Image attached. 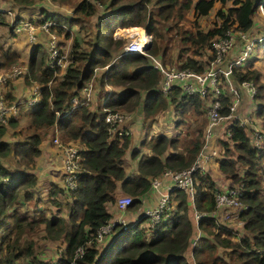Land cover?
I'll list each match as a JSON object with an SVG mask.
<instances>
[{
  "label": "trees",
  "instance_id": "1",
  "mask_svg": "<svg viewBox=\"0 0 264 264\" xmlns=\"http://www.w3.org/2000/svg\"><path fill=\"white\" fill-rule=\"evenodd\" d=\"M13 1L19 6L36 3L35 0ZM53 1L70 4L73 0ZM216 5L212 27L203 29L200 19L209 15ZM72 6V13L66 18L43 12V22H54L49 27L51 32L71 37L69 29L74 26L79 28L78 32H84V40L81 34L73 37L72 62L61 77L55 75L58 67L46 65V53L40 45L32 49L27 62L19 61V55L11 48L0 50V70H7L13 64L25 65L28 72L21 75L25 84L36 83L41 89L39 102L28 114L26 126L14 132L22 135L27 131L22 139L4 140L6 126L18 125L16 117L11 115L5 122L0 121V264H189L185 250L192 221L186 194L180 188L171 193L173 207L154 230L147 232L140 226L146 220L142 218L106 248L102 249L96 240L97 229L112 216L108 207L120 193L133 198L129 208L135 209L141 203L140 197L150 191L152 177L165 170L181 171L193 165L203 147L206 111L212 101L210 95L185 96L178 86H173L167 96L162 94L161 76L152 68L148 57L123 54L124 42L113 41L111 32L116 26L120 30L143 27L152 36L150 54L158 55L167 66L201 72L211 59L210 41L227 29H252L256 12L259 8L264 11V0H77ZM100 6L103 13L98 11ZM185 21L190 26L186 27ZM6 23L0 10V25ZM173 39L180 44L175 55L168 52V43ZM40 51L43 53L39 54ZM97 69L102 71L96 72ZM260 77L261 71L249 65V61L231 74L235 84L254 82L258 99L264 97ZM14 79L7 80V92L2 90L8 104L15 101ZM91 79L96 80L97 89L104 96L103 104L99 101L94 108L87 105L72 108V96L78 95L81 86ZM218 100L219 114L226 117L230 112V97L222 93ZM168 104L179 117L175 126L186 125L185 135L182 136L180 129L174 137L165 133L151 137L146 142L149 154L134 149L131 134L122 137L110 134L102 110V106L125 112L141 109L147 122V135L155 117ZM263 108L259 109V116ZM54 126L59 129L61 140L77 142L81 147L77 188L69 191L62 185L51 184L49 190L55 210L61 202L54 194L58 192L66 199L65 217L53 213L50 207L48 210L53 211L46 214L45 207L39 206L45 201L35 191L36 158L41 153L43 139ZM217 142L222 150L218 171L233 183H243L240 201L244 208L239 215L243 225L238 232L211 217L201 218L202 236L193 250L194 258L197 264H264V142L256 147L245 126L237 120L227 123L223 137ZM130 164L134 168L129 173ZM238 168L244 169L241 176ZM192 176L195 209L212 212L215 193L219 190L215 179L199 169ZM26 202L32 209H21ZM41 226L47 240L62 244V252L51 261L34 259L36 242L31 235ZM78 249H82L80 257Z\"/></svg>",
  "mask_w": 264,
  "mask_h": 264
},
{
  "label": "built area",
  "instance_id": "2",
  "mask_svg": "<svg viewBox=\"0 0 264 264\" xmlns=\"http://www.w3.org/2000/svg\"><path fill=\"white\" fill-rule=\"evenodd\" d=\"M52 21H45L42 23L41 28L49 30L53 25ZM134 28H137L134 26ZM27 29L30 38L35 39L34 25L29 21L22 20L16 24V30ZM133 29V28H130ZM114 37L125 39L123 46V54H142L148 57L152 68L156 69L160 76L159 91L165 96L173 86H178L180 91L185 96L194 94L210 95L212 98L209 104L206 117V138L203 141V147L198 154L195 162L190 168L181 171L165 170L160 175L151 180V187L157 188L160 184V177L166 176L172 179L171 186H168L164 191L158 192V198L154 206L144 209L143 218L145 222L143 226L147 232L154 230L157 224L161 221L162 217L173 207V199L171 193L175 189H182L187 197L188 204L191 205L193 210L192 224L193 230L189 238L187 248L185 250V257L189 264H197L194 258L193 250L197 246L201 238V229L199 228V221L204 217H211L223 226L229 222H235L239 219V215L244 208V204L240 201L243 183H236L228 185L224 190H218L215 193V209L210 213L200 212L195 209L193 203L194 195V180L193 172L197 169L203 170L202 161L207 160L209 157L205 152L207 147V139L210 135V129L222 121L225 116L219 114L220 102L218 100L221 88L225 81L231 80V74L234 69L242 68L251 59L252 53L255 49L256 42L260 38H251L247 31L240 29H227L222 36L213 38L210 41V54L211 59L205 65L204 70L201 72H194L189 69H178L175 66H167L163 63L158 55L150 54L147 45L150 44L152 36L145 32L142 28L141 34L135 31L123 32L120 28L114 30ZM239 45V47H238ZM72 62L70 52L68 54L62 51L58 44L52 39L49 42L46 64L50 68L63 67L66 68ZM28 72L27 67L22 64H13L7 70H0V121L5 122V119L10 115H15L19 112L16 103L8 104L3 97V88L10 78H16ZM250 98L255 97L256 88L252 82L243 81L240 83ZM230 93L235 96V101L230 104V112L226 118L237 120L242 126H246L248 120L242 118L236 113L238 91L234 87L229 88ZM35 96L28 100L26 105L35 106L39 102V90L37 87L34 89ZM93 92V80L84 83L78 95L72 96L70 102L72 108L80 105H88ZM105 111L104 120L108 124V131L110 134H117L122 137L130 134L127 122L130 120L129 112L120 110H111L102 106ZM227 135L229 134L226 132ZM253 144L256 147H261L262 136L258 131L253 132ZM61 152V176L62 186L69 191H74L77 188V178L80 171L81 161V147L77 142H63L59 137L53 138ZM205 151V152H204ZM133 198L130 195H120L115 200V205L119 213L127 211L129 205L132 203ZM141 201V200H140ZM191 215V214H190ZM139 218L133 223L128 221L121 215L111 216L103 225H101L96 232V240L98 243H103L108 236H121L126 230L134 225H137ZM241 223V221H238ZM131 224V225H130ZM228 225V224H227ZM235 230V229H234ZM82 249H78L77 256L80 257Z\"/></svg>",
  "mask_w": 264,
  "mask_h": 264
},
{
  "label": "crops",
  "instance_id": "3",
  "mask_svg": "<svg viewBox=\"0 0 264 264\" xmlns=\"http://www.w3.org/2000/svg\"><path fill=\"white\" fill-rule=\"evenodd\" d=\"M35 4L32 6H19V5L13 4L15 7H17V9H16L17 12L14 14L12 11H6L5 12L4 9H0V10H2V14H3V16L7 22L5 25H0V41L6 43L5 46H4V44L0 43V50L1 49L6 50L8 48H11L14 52H16L19 55V59H18L19 61H25L29 58L32 49L36 45H40L41 47H43L44 52L47 54L49 42L52 39H54L55 42L60 46V48L63 46L64 47L70 46V50L69 51L67 50L68 52H70L72 42H73L72 36L66 37L65 33H61L62 36L59 37V35L56 33L42 29L41 28V22H43V20H42L43 16H44L43 12L46 11V13H48L50 15L66 18V17L71 15V14L69 15L67 13H69V12L72 13L73 6H72V8H70L68 6L69 4L59 3V2L53 1V0L51 1V4L50 3L46 4L49 7L48 6H39L40 4H37V5H35ZM31 7L33 9H31ZM258 10H261V9L259 8ZM261 11H263V10H261ZM262 15L264 17L263 13H262ZM20 20H28V21L30 20L32 22V24L34 25V31L33 32L36 36L34 40H32L30 38L29 31L27 29H21L19 31L16 30V23ZM59 24L61 25V23H59ZM117 27H119V26L114 27L112 29L111 33H114V30ZM138 27H140V26H138ZM71 28L72 29L74 28L78 32V28H76V26L71 27ZM70 29H69V31H70ZM247 32H248V35L252 38L251 29L248 30ZM259 38H260V40L264 39V35L259 36ZM60 43L63 46H61ZM263 43H264V40H263V42H261V41L258 42V45L259 44L262 45ZM238 47H239V45H238ZM256 49L257 48L255 46L254 51H256ZM40 53H43V51H40L39 54ZM46 54H45V57H46ZM254 54H255V52L252 54V57L254 56ZM26 56H27V58L25 59ZM64 71H65V69L61 68L58 77H61L63 75ZM101 71H102V69L96 70V72H101ZM13 84H14L13 94L15 97L14 103H16L17 105H18L17 101H20V100H17V97L21 96L22 93H25L22 100H24L25 104H27L28 100L31 99L36 94L34 91L35 87L38 88L39 96H40V90H41L40 86L37 85L36 83H34V84H32V86L29 87L28 85L25 84L23 77H21V76L16 77L14 79ZM224 84L227 85L228 88L234 87L238 91L236 113H237V110L240 107L241 102H242V99H241L242 92H245L246 97L251 99V101H253V99L247 95L246 91L243 88H241L240 84H235L232 80L225 81ZM107 89H111V88L108 87ZM230 95H233V94L230 93ZM234 99H235V96H233L232 102L235 101ZM103 100H104L103 94H100L98 89L94 90V81H93V92H92L91 99H90L87 106H89L90 108H94L95 106H97V103L99 104V101H102L101 103L103 104ZM168 106H169V104H168ZM170 108L173 110L172 105L170 106ZM18 113L15 114L14 116H17ZM172 113H174V112H172ZM129 114H130V120L127 122V126H128V124H130V126H128V127H129L130 134L133 137V139L138 133H140V131L138 129L136 131H134L131 124H134L136 126L142 125V129L146 134L147 124H145L146 122L144 120H143L144 122H142L140 120L141 118L143 119L141 109L134 110L131 113L129 112ZM242 118H246L248 120L246 125H248L249 122L251 121V119L249 117H242ZM206 119H207V117H206ZM230 120H234V119L225 117L222 121H220L218 124H216L215 126H213L210 129V135L207 139V147H206L207 152L204 151L209 157L207 158V160L202 161V165H203L202 171L208 172L215 179L216 185H217L219 190H224L228 185H230L229 180L225 179L223 177V175L218 171V168H217V161L221 157L218 155L219 146H218L217 140L219 138L223 137V134L227 129V123ZM222 122H224V123H222ZM220 123H221V125H223L222 128L218 127V125ZM254 131H258V130H254ZM59 134H60V131L57 128V126L52 127V129L49 131V133L43 139L41 146H40L41 153L36 158V167L34 169V172L37 176V183L35 186V191L39 197H41L42 199H45V200L50 197L49 196V190H50L51 184H57L59 186L62 185V183L58 179H54V176L57 178L58 174L61 175V162H62L61 161V152H60L58 146L56 144H54V142H53L54 137H60ZM165 134H166V132H165ZM148 135H149V133L147 134V136ZM206 136L207 135H206V129H205L204 140H205ZM262 142H264V136H262ZM134 149H137V148L135 147ZM150 152L151 151L147 149L146 152H144V153L149 154ZM130 166H131V169L128 170L129 173L131 171H133L134 164H130ZM153 178L154 177H152V179ZM45 181H46V183H45ZM171 184H172V179L170 177L161 176L160 177V184L158 185V187L157 188L151 187L150 191H148L144 195H142L140 197L141 203L137 208L130 209L131 211H124L121 214L117 210V207H116L115 202H114L113 205H110L108 207L109 212L112 214V216L113 215L123 216L128 221V223H133L138 218L140 220L143 218L142 216H143L144 209L151 207V206H154L156 204V201L158 198V192L164 191L166 188H168V186H171ZM120 195H122V194H119L118 196H120ZM42 206L46 207L45 204ZM237 224H238V226H236L235 230H237L239 232L241 230L243 224H242V222L241 223L237 222ZM201 236H202V234H201ZM114 238H116V237L110 235L100 245L102 247L106 248V247L111 245L112 240Z\"/></svg>",
  "mask_w": 264,
  "mask_h": 264
},
{
  "label": "rangeland",
  "instance_id": "4",
  "mask_svg": "<svg viewBox=\"0 0 264 264\" xmlns=\"http://www.w3.org/2000/svg\"><path fill=\"white\" fill-rule=\"evenodd\" d=\"M51 1L52 0H50V1L49 0H35V2H36L35 5L40 4L39 6H48L46 4H49V3L51 4ZM75 1H77V0H73L72 3H70L68 6L70 8H72V5ZM13 4H14L13 0H0V9H4L5 12L6 11H12L14 14L17 12V10H16L17 7H15ZM217 8H218V5H216V7L209 13V15L202 17L200 19V26L203 29H208V28L212 27V22L214 21V15H215ZM31 9H33V8L31 7ZM260 9L262 10V8H260ZM261 10H258L254 16L255 24H254L253 28L251 29L252 38L253 37L259 38V36L264 35V17L262 15V13L264 14V12ZM98 11L103 13L104 12L103 7H101V6L98 7ZM67 14L70 15L71 12H69ZM94 18H96V16ZM184 25L186 27H188V26H190V23H187L185 21ZM132 27L133 26H131V28ZM117 28H121V27H117ZM140 31H142V30H140ZM53 33L58 34L59 37L62 36L61 33H58V32H53ZM70 33H71L72 38L75 36H80V34H81V36H83L82 40H84V32L83 31H81V33H80V32H77L74 28L73 29L71 28ZM104 33H107V32L104 30ZM111 37H112L113 41L121 40L125 44L126 40L114 37V33H111ZM263 40L264 39L259 40V42L260 41L263 42ZM0 43L4 44V46L6 44L5 42H2V41H0ZM168 44L170 47V51H168V52H172L173 55L177 54L178 48L180 46L179 41L177 39H173ZM60 45L63 46L61 43H60ZM63 47H61V50L65 51L68 54V51L70 50V46L64 47V48ZM256 48H257L256 51H253V53L255 52V54L253 57L251 56V60L249 61V65H253L254 68H257L261 71L260 81L264 85V43L262 45L256 44ZM26 58H27V56L25 57V59ZM27 61H28V59L23 61V62H27ZM171 66H175V65H171ZM93 81H94V90H97V82L95 79ZM13 82H14V80H13ZM253 84L255 85V88H256L255 95L257 96L258 88L254 82H253ZM3 92L4 93L7 92L6 86L4 87ZM221 92L230 97L231 105H232L233 95H230V90H229L228 86L225 85L224 83H223V86L221 88ZM99 93H101V92H99ZM24 95H25V93H22L21 96L17 97V100H20V101H17L19 113L17 116H14V114L12 116L14 118L16 117V119L18 120V125L16 127H11L9 125L6 126L7 131H6V134L4 135V140H6V141L15 142L17 140H20L23 138V135L27 132V131H25L22 135L19 133H17V134L14 133V132H17V131L21 130L22 128H24V126H26L28 114L30 112H32L35 108V106H29V105L25 104V101L22 100ZM256 96L253 98V101H251V99L246 97L245 92H242V95H241L242 102H241L240 107L237 110V113L239 114V116L249 117L251 119L249 124L246 125V127H245L251 138L253 136L254 130H258L260 132V134L262 136H264V108H263V114L261 116L258 115L259 109L262 106L264 107V97L262 99H258V98H256ZM170 106L171 105L169 104V106H167L168 108H166L164 111H162L161 113H159L155 117L154 123L152 125H150L148 136L143 131L142 125L136 126L134 124H131L134 131H136L137 129L140 131V133H138L134 137V148L136 147L137 150H139L140 154L146 152V150L148 149L146 147V142H148L151 137H154L155 135H158L160 133L166 132L167 136L174 137L177 134V132L181 129V130H183L182 136L184 137L186 125H181V127H178L177 125L175 126V123L179 121V117L175 116L174 113H172L174 111L170 108ZM120 111H123V110H120ZM140 120L142 122H144L142 118ZM222 123H224V122H222ZM145 124H147V122ZM128 126H130V124H128ZM218 127L222 128L223 125H221V123H220L218 125ZM28 132H31V131L28 130ZM61 141H63V140H61ZM220 150L221 149L218 148V155L219 156H220L221 151H222V150L221 151ZM12 163L17 168V164L15 163L14 160L12 161ZM130 169H131V166H128V170H130ZM238 171H239V175L241 176L243 174L244 169L238 168ZM262 175H264V163H263ZM54 179H58L62 183V176L61 175L58 174L57 178L54 176ZM262 182L264 184V181H262ZM45 183H46V181H45ZM229 184H236V183H233L232 181L229 180ZM120 194L124 195L123 193H120ZM54 197L58 198L61 202L59 209L55 210L56 209V208H54L55 206L50 203V200H51L50 197L46 200L42 199V201L44 200L45 202H41L39 206L41 207L42 205L45 204L46 214H48V215H50V213L54 209L53 213L59 214V215L65 217L67 214V211L65 208L64 200H66V199L63 198L62 196L58 195V192L56 194H54ZM189 206L191 207V205H189ZM47 207H50L53 209L48 210L49 208H47ZM21 209L22 210L23 209H32V205L29 202H26L25 205L21 207ZM127 211H131L130 208H128ZM189 213L191 214L190 218H191L192 224H194V220H193V216H192L193 215L192 207L189 209ZM238 221H240V220H237L235 222H229L227 224L235 229L236 226H238V224H237ZM42 228H43V226H41L40 229H38L35 234H32L31 238L36 242V247H35V251H34V259L37 261L46 262V261H51V260L55 259V257L58 256L62 252V244L60 241L47 240V238L44 237V234L42 232ZM192 230H193V227H192ZM101 248L103 249V247H101ZM34 264H37V262Z\"/></svg>",
  "mask_w": 264,
  "mask_h": 264
},
{
  "label": "bare ground",
  "instance_id": "5",
  "mask_svg": "<svg viewBox=\"0 0 264 264\" xmlns=\"http://www.w3.org/2000/svg\"><path fill=\"white\" fill-rule=\"evenodd\" d=\"M121 31H123V32L135 31L138 34H141V32H142L139 29H127V28H123V29H121Z\"/></svg>",
  "mask_w": 264,
  "mask_h": 264
},
{
  "label": "clouds",
  "instance_id": "6",
  "mask_svg": "<svg viewBox=\"0 0 264 264\" xmlns=\"http://www.w3.org/2000/svg\"><path fill=\"white\" fill-rule=\"evenodd\" d=\"M20 21H22V20H20ZM20 21H18V22H20ZM26 21H28V20H26ZM18 22H17V23H18ZM29 22H30V20H29ZM17 23H16V24H17ZM41 25H42V24H41ZM142 28H143V27H142ZM48 31H50V30H48ZM58 46H59V45H58ZM59 47H60V46H59ZM137 54H138V53H137ZM45 61H46V57H45ZM46 65H47V64H46ZM58 68H59V71L55 74L57 77H58V75H59V73H60V69L63 68V67H58ZM66 68H67V67H66ZM66 68H64L65 71H66ZM65 71H64V72H65Z\"/></svg>",
  "mask_w": 264,
  "mask_h": 264
},
{
  "label": "water",
  "instance_id": "7",
  "mask_svg": "<svg viewBox=\"0 0 264 264\" xmlns=\"http://www.w3.org/2000/svg\"><path fill=\"white\" fill-rule=\"evenodd\" d=\"M149 48H150V44H149V45H147L146 49L148 50Z\"/></svg>",
  "mask_w": 264,
  "mask_h": 264
}]
</instances>
